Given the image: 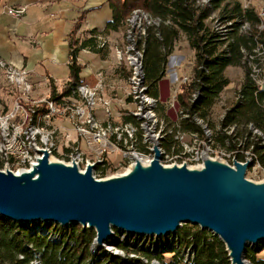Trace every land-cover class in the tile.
I'll list each match as a JSON object with an SVG mask.
<instances>
[{"label": "trees", "instance_id": "trees-1", "mask_svg": "<svg viewBox=\"0 0 264 264\" xmlns=\"http://www.w3.org/2000/svg\"><path fill=\"white\" fill-rule=\"evenodd\" d=\"M108 2L113 18L107 22L104 31L94 29L90 37L79 40L75 37L79 22L82 20V17H79L68 33V80L60 91H56L52 86L49 97L58 99L71 95L72 87L81 82L82 65L77 60L79 50L85 48L105 56L99 36L109 30L119 31L124 24L126 26V19L131 12L140 9L157 21V24L145 26V34L137 41L138 47L142 50L143 71L151 96L157 98L161 95L158 83L165 75L167 57L181 35L185 36L189 48L193 51L192 75L189 81L180 83L175 98L177 109L186 115L181 118L178 129L187 133L186 135L196 133L201 137L198 123H202V127H207L203 119H207L219 100V95L230 83L225 73L227 67L244 65V79L236 91V100L226 108L223 117L220 118L218 122L220 129L216 127L215 138L221 141L223 147L215 143L213 133L210 138L211 146L213 144V149L219 148L227 153H233L235 147L242 146L239 158H247L244 152H249L253 163L259 162L264 169V89L252 79L251 67L246 64L247 60L257 64L259 59L264 57V24L254 7L244 8L241 0H208L209 4L200 3L198 0H108ZM214 14L216 19L212 18ZM210 18L219 25L225 24L229 27L228 33L224 35L219 33L214 28L215 24L211 26L209 23ZM245 23L248 28L243 32L241 26ZM168 116L162 118L172 123ZM253 128L261 134H254ZM203 135L204 127L202 137ZM165 147L169 150L170 141L165 143ZM176 234L182 246L188 244L189 238L192 237L194 253L184 264H231L225 244L213 233L196 225L184 224L177 229ZM127 236L130 240H139L137 235ZM94 237L93 229L83 228L79 224L66 227L43 222L17 224L0 215V264H32L31 262L37 258L36 255L40 256V264H140L137 260L115 255L101 261L98 259L101 250H97V254L91 251ZM124 244L119 243L117 247L125 252L138 251L148 258L154 256L146 250L134 249L130 242ZM263 245L264 243H259L253 248L246 247L247 261L252 264H264V257L257 259V254L264 250ZM142 248L145 249V246ZM258 248L260 251L257 252ZM167 252L173 254L169 259L171 264L182 262L180 253L175 249L165 253ZM165 253L158 252L155 257L163 259Z\"/></svg>", "mask_w": 264, "mask_h": 264}, {"label": "water", "instance_id": "water-1", "mask_svg": "<svg viewBox=\"0 0 264 264\" xmlns=\"http://www.w3.org/2000/svg\"><path fill=\"white\" fill-rule=\"evenodd\" d=\"M153 153L149 165L136 160L126 174L97 181L95 165L81 172L75 164L49 163L44 151L31 173L0 171V215L17 224L91 228L96 250L110 245L115 231L166 236L191 224L217 236L231 264H249L246 247L264 243V182L245 178L252 162L207 158L202 168H164L157 147Z\"/></svg>", "mask_w": 264, "mask_h": 264}, {"label": "crops", "instance_id": "crops-1", "mask_svg": "<svg viewBox=\"0 0 264 264\" xmlns=\"http://www.w3.org/2000/svg\"><path fill=\"white\" fill-rule=\"evenodd\" d=\"M247 1L252 5L254 3V0ZM108 4V0H0V58L14 68L29 71L28 79L32 85L33 98L49 97L52 86L56 91H60L68 80V33L71 32L79 17H82L76 31L79 40L90 37L94 29L99 32L104 31L107 22L113 18L112 10ZM15 5L26 6L25 12L20 17H14L6 11L7 6ZM124 31L123 26L119 31L109 30L99 36L100 45H103L106 53L105 56L85 48L79 50L77 60L82 65L80 72L82 84L88 87L96 86L99 81L97 73L102 72L104 88L107 87V84L110 89L120 87L117 84H112L115 83L114 80L105 83L104 71L97 70L103 68L106 72L114 60L116 64L118 63L115 48L119 46L117 45L118 41H122ZM181 39L186 42L189 48L185 36L181 35L175 42L173 51L167 57L171 67L165 70L164 77L158 83L159 91L160 86L166 84V80L169 79L173 91L178 92L181 78H175V76L180 73L179 67L184 56L175 53V48ZM189 50L191 49L189 48ZM191 52L193 51L191 50ZM114 73L116 76H120L117 69L114 70ZM5 94V97L10 101L8 94L6 92ZM157 98L160 99V97ZM3 104L10 106V103ZM96 110L97 116L102 119L103 114L100 107ZM123 119L126 118L122 116L116 120L120 122ZM127 121L130 120H123L122 124Z\"/></svg>", "mask_w": 264, "mask_h": 264}, {"label": "bare ground", "instance_id": "bare-ground-1", "mask_svg": "<svg viewBox=\"0 0 264 264\" xmlns=\"http://www.w3.org/2000/svg\"><path fill=\"white\" fill-rule=\"evenodd\" d=\"M198 1L200 3H208V0H198ZM263 8L260 10V12H258V16L262 20L264 18ZM133 12H137V13L140 12L143 19L146 21L145 26L151 25V24H157V21L155 19L148 17L149 15H147L143 11L134 10ZM137 13L134 16H138ZM143 24L140 25L138 29L137 28L133 29V31L131 29L130 34H129L132 36V39L129 40L130 42L127 46V51H130V54H127V59H128L130 69L131 67L132 69L131 71L129 69L128 96H132L131 103L133 105L132 112H133V119H134V126H135L134 130H136L137 135L141 137L140 140L145 141V150L147 151V159H149L151 155H152V158L150 159H153V156H154L153 152H154L155 147H157L159 151L161 150L160 151L161 155H164L167 153V148L165 147V143L169 141L170 138H172V140H176L177 138H183L185 136V133L181 132L178 129L179 127L178 124L181 118H184L186 115L181 111H177L178 120L176 119L177 120L176 129L174 131L173 122L169 123L165 121L162 117L159 116L157 112V104L159 103V99L149 94V86L147 85L145 81V76H144L145 71H143V60H142L143 54H142V50L137 45L138 39L141 36H143L146 31L145 26H143ZM214 26H215L214 28L218 30V32L221 33L222 35L228 33L227 30L229 27H227L225 24L219 25L217 23ZM261 27H262V24L260 28ZM247 28H248V25L245 23L241 26V31L245 32ZM256 68L257 67L255 65L251 66V75H253V71H256L255 70ZM0 70L4 72L3 75L6 78V80L10 82V84L12 83V86L16 88L14 89L12 87L13 88L12 90L14 92L31 91L30 90L31 85L26 80L27 79L26 71L24 72L21 70H16V69L11 68V66L8 65L1 58H0ZM74 87H77V84ZM81 88L79 89V91H77V95L80 96V100L82 99V102L81 104H78L77 103L78 101L76 100H69L68 101L69 102V112H82V110L86 109V105H89V110H92L94 108V105L96 103L95 101L96 93L94 89L91 90L88 88V86L84 84H82ZM36 107H40V102L28 103V110H34V111L31 114L23 113L21 118L18 119V129L16 130V137L20 138L21 142H24V148L32 147L34 150L39 151V152H44V151L53 152L57 148V146L53 142L52 136L55 135L56 132L53 129L52 124L53 122H55L57 118L54 117L53 119H50L49 125L43 124L42 121H40L41 120V109H36ZM0 111L1 112L3 111L0 114V129H1L2 127L6 126V119H9L10 117L13 116V105H11L10 108H7L5 107V105H3V107H0ZM131 127H132L131 121H127L122 124V130H130ZM203 127H204V135H203L204 137H202V143H204V146L205 145L211 146L210 138H211L212 131L208 129L206 126H203ZM43 132L46 133L45 137L42 136ZM151 132L156 133L157 135L156 137H154V139H152L151 137ZM252 132L257 135L261 134L260 131L254 128L252 129ZM186 136L189 137V146H191L192 152L185 153V160L188 158H192V159L195 157L199 158L201 155L199 151L200 145L202 144L200 143L201 137L196 133H190ZM46 142L50 143L49 146L46 144ZM42 145L44 146L47 145L48 148L45 147L43 149H40ZM0 146H1V153H3V156L11 157V146L10 144H7V135L1 132H0ZM222 153L224 154L226 153L228 158L232 157V152L227 153L223 150ZM244 155L247 158H245L243 162L250 160L253 165V159L249 158L250 157L249 152H244ZM134 159L144 160V153L142 151H134ZM212 160H215V159H212ZM48 161L49 163L58 162L52 156L48 157ZM140 163L144 167L150 164V162L145 163L143 161H141ZM90 165H95V167L99 169L102 167V160H94V163H91ZM177 166L181 167L182 165L178 164ZM185 166L187 167V169L195 168L192 166H187L186 164ZM163 167L165 168V167H171V166L163 165ZM32 170H33V167L29 170L19 171L15 174L16 175L27 174L29 172L31 173ZM94 170L95 168L93 169V172ZM37 175H38L37 173L36 174L34 173L33 177H37ZM120 175H123V174H120ZM127 235L129 234L125 232L115 231L114 237H112V240L110 239V245H105L103 247L104 250L98 254V259L103 261L105 258L113 257L115 255V256H120L122 258H130V259L135 258V260L140 262V264H169V263H165L163 260L161 261L160 258L155 257V255L158 252L165 253L166 251H171L172 249H175L176 252L180 253L181 261L183 263H187L188 260L192 258L193 253H194L192 239H189L188 244L182 246L179 242V238L176 233L168 234L166 236L137 235L139 237V240L138 239L130 240ZM157 241H159V243L156 244ZM129 242L132 244L134 249L139 250V251L146 250L148 253H152L154 256L148 258L145 255L138 253V257H135L134 251L125 252L123 249H120L117 247L119 243L129 244ZM144 246H145V249L142 248ZM253 247L254 246H251V248ZM91 251L93 253L94 251L97 252V250L94 249L93 244L91 247ZM36 256L37 258H35V260L33 261V264H40V259H39L40 256L39 255H36Z\"/></svg>", "mask_w": 264, "mask_h": 264}, {"label": "built area", "instance_id": "built-area-1", "mask_svg": "<svg viewBox=\"0 0 264 264\" xmlns=\"http://www.w3.org/2000/svg\"><path fill=\"white\" fill-rule=\"evenodd\" d=\"M243 7L246 8L249 6L248 4H245ZM25 10V5L6 7L7 13L14 17H20ZM167 63H169L168 60ZM255 72L256 71H253L252 79L255 80V83L259 87H261V80L255 75ZM26 73L29 77V72ZM170 76L172 75L170 74ZM175 78H182V83L189 81V77L186 75H177ZM5 86L7 87V94L10 101H8L7 98H0V107H3V103H10V105H13V116L6 119V126L0 129L1 133L7 135V144H10L11 146V157H4L3 153H1L0 146V161H2L5 170H9L13 173L29 170L34 167L38 163V159L43 156V152L36 151L32 147L24 148V142H21V139L16 137L18 119L21 118L23 113L31 114L34 111L28 110V103H32V100H40V107H36V109H41L40 121H42L43 124L49 125V120L54 117L63 119V126L59 127V129H55L60 132V150L47 152L48 157L52 156L57 161L66 165L75 164L78 169L83 172L88 165L94 163V160H102V167L99 169L105 168L110 163V154L118 151L123 158L122 162L126 166L124 174H126L135 164L136 160L134 159V151H142L144 153V160L138 161H143L145 163L152 161V159H147L145 141L140 140L141 137L137 135V131L134 130L135 126L131 105L132 96L126 95L125 99L127 100V106L121 99L117 102L112 101L111 99H106L98 104V107H100L105 115L110 117L113 105L120 104L125 106L122 116L126 119L123 120H130L132 127L130 130H122L123 120L119 123L111 122L109 118L102 120L97 116V110H89V105H86V109L82 110V112H69L68 101L77 100V91L82 87V82L77 83V87H72L71 95L60 97L58 99L52 97L35 99L32 97V91L14 92L12 90V83ZM168 104L170 109H174V112H176L177 104H175V102H169V98ZM172 116H174V114ZM171 118L175 131L176 121L174 117ZM200 134V143H202V133ZM156 136V133L151 132L152 139ZM169 141L170 148L167 150L166 154L161 155V158L170 155L175 163L189 162L194 164L195 168H202L204 160L211 158L210 156L214 155L213 144L212 146H204V143H202V153L200 157L193 158L192 161H185V153L192 152L191 146H189V137L186 136V133L183 138ZM233 150L232 159H230L232 164L234 161L243 163L245 158H239V150H242V146L235 147ZM254 167L262 169L259 162L256 163ZM189 239H192V237ZM262 253L264 254V251ZM135 257H138L137 251H135ZM31 263L33 264V261ZM167 263L171 264L169 261Z\"/></svg>", "mask_w": 264, "mask_h": 264}, {"label": "rangeland", "instance_id": "rangeland-1", "mask_svg": "<svg viewBox=\"0 0 264 264\" xmlns=\"http://www.w3.org/2000/svg\"><path fill=\"white\" fill-rule=\"evenodd\" d=\"M241 2H242V5L248 4V6L254 7V9L256 10V13H257L258 10L260 12V10L264 6V0H254L253 5H252V3H250L247 0H241ZM136 13L137 12H131V14L127 17L126 26L124 24L125 31L123 32V35H122V41L119 40L118 43H117V45H119V46L117 48H115V56H116V59L118 61V63H117L118 65L116 64V61L114 60L110 64V66H109V68L107 69L106 72H105V70L103 68L97 70V71H104L103 74L105 75V80L107 81V82L105 81V83L112 82V80H114L115 83H112V84H117L120 87L118 89H115V88H111L110 89V87H108L109 85L107 84V87L104 88V84H103V81H102V74H101L102 72L101 73H97V77H98V80H99L97 85L94 86V87H88L91 90L94 89V91L96 93V95H95L96 103H95L94 108L92 110H96L98 108V104L101 103L102 101L106 100V99H111L112 101H116V102L119 99H121V100H123L124 104L127 106V100L125 99V97H126V95L128 96V91H129L128 77H129V69H130V66H129V63H128V59H127V54H130V51H127V46H128V44L130 42L129 40L132 39V36L129 35V34H130L131 29H132V31H133V29H136V28L138 29V27L140 25H142L143 23H144L143 26L146 25V21L143 19V17L140 14V12L137 13L138 16H134ZM212 18L216 19V14H214ZM212 18L209 19L210 20L209 23L211 24V26H213V24H216L215 21ZM263 24H264V18H263ZM76 35H77V33H75V37H77ZM175 50H176L175 53H178V54H181V55L184 56L182 64L179 67V69H180L179 76L186 75V76L189 77V80H190V77L192 75V67H193V64H194L193 52H191V50H189V48L186 45V42H184L183 39H181L178 42V44L176 45ZM119 54H120V56H119ZM246 64L248 65L249 68L252 65H255L257 67L255 69L256 70L255 75H257V77L260 78V80H261L260 84H261V87H263L264 86V57H261L257 64H256V62H252V61L250 62V60L249 61L247 60ZM170 66H171L170 63H166L165 70L169 69ZM11 68L16 69V70H21V71H24V72L25 71L29 72L27 69H17V68H14L13 66H11ZM115 69H117V71L119 72L120 76H116L115 75V73H114ZM131 69H132V67H131ZM131 69H130V71H131ZM244 71H245V68H244L243 64H240V65H237V66H229V67H227L225 73H226V76L230 80V85L220 95L219 100L217 101L216 105H214V107L212 108L213 110L210 111V114L207 117V119H203L204 123H206V125H207V128H209L212 131L213 139H214L215 143L217 145H219V146H222V147H223V145H222L221 141L217 140L215 138V132H216L217 128L220 129L219 126H218L219 125L218 122L220 121V118L223 117L222 115H224L223 113H225L226 108L229 107L236 100V91L239 88L242 80L244 79ZM3 73L4 72L2 70H0V98H6L5 97L6 96L5 92L7 93V87L5 85H10V82H8L6 80V78L4 77ZM114 77H116V79H113ZM26 78H27L26 80L30 83V81L28 79V74L26 75ZM95 81L97 82L96 79H95ZM166 81H167L166 84H163V85L160 86L161 87L160 88L161 95H160L159 104H157V107H158L157 108V112H158L159 116H161V117H165V116L169 115L170 117H174L175 121H177L178 120L177 111H179V109L176 108V112H174V110H170V107H169V104H168V98H169V102H172V101L175 102L176 100H174V98H176V93H178V92L173 91V88L169 84V81H170L169 79L166 80ZM180 81L182 83V78L180 79ZM30 85H31V83H30ZM12 87L14 88V86H12ZM14 89H16V88H14ZM31 89H32V85H31ZM178 90H179V87H178ZM76 101H78L77 102L78 104H81L82 99L80 100V96L79 95H77V100ZM32 102H40V100H32ZM2 105H4V104H2ZM10 106L9 107L5 106V107L10 108ZM124 107L125 106H122L120 104L113 105L111 117L110 116H106L105 113L101 110L102 114H103L102 120H104L106 118H109L111 122L119 123V121H117L116 119L118 117L120 118L122 116V113L124 111ZM2 112L0 111V114ZM173 114H174V116H172ZM52 125H53V129L54 130L55 129H59V127L63 126V119L62 118H60V119L57 118L55 120V122H53ZM198 125L200 127V133H203L202 125L199 124V123H198ZM222 131H223V129H222ZM55 132H56V134L52 136L53 137V142L57 146V148L55 150H60V132H58L57 130H55ZM45 134L46 133L43 132L42 136L45 137ZM46 144L49 146L50 143L46 142ZM151 144H152V142H151ZM47 145H45V146L42 145L40 147V149H43V148L47 147ZM205 146H207V145H205ZM199 151H200V154H201L202 153V144L200 145ZM221 151L223 152V150L219 149V148L218 149H214V155L210 156L211 159H215V160H217L219 162H222L224 164L232 166L233 164H232V162L230 160V159H232V157L228 158L226 153L224 154ZM150 158H152V155H151ZM249 158H251V157H249ZM122 160H123V158L119 154L118 151L113 152L112 154H110V160H109L110 163H109L108 166H106L103 169H98V168L95 167V170L93 172L94 178L97 179V181H98V180L109 179L111 177H114V176H117V175H120V174H124V172L126 171V168H125L126 166L124 165ZM192 160H193L192 158H188L185 161H192ZM160 163L162 165H165V166L186 164L187 166L195 167L194 164L189 163V162L188 163H180V162H176L175 163L174 159L170 155L163 156L160 159ZM255 165H256V163L255 164L253 163V165L250 166L247 169V171L245 173V176H246L245 178L247 180L253 182V183H262V182H264V169H260V168L254 167ZM0 171L1 172L5 171L3 169L2 161H0ZM188 225H191V224H188ZM191 226H195V225H191ZM263 249H264V247H263ZM103 250H104V248L101 249V251H103ZM94 253L96 254L97 252L94 251ZM172 255L173 254L171 252H167L163 256L164 260L163 259H160V260L161 261L163 260L165 263H167ZM261 257H264L263 253L259 252L257 254V259L261 258ZM131 259L135 260V258H131ZM179 264H184V263L180 262Z\"/></svg>", "mask_w": 264, "mask_h": 264}]
</instances>
